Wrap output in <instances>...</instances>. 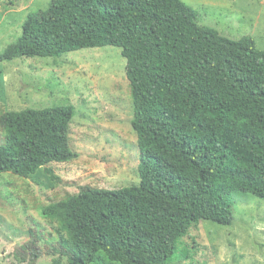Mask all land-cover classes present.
Here are the masks:
<instances>
[{
	"label": "trees",
	"instance_id": "16d2710c",
	"mask_svg": "<svg viewBox=\"0 0 264 264\" xmlns=\"http://www.w3.org/2000/svg\"><path fill=\"white\" fill-rule=\"evenodd\" d=\"M115 45L126 58L140 183L83 185L43 206L16 252L36 264H169L194 225H232L234 193L264 198V49L201 24L183 0H52L0 60ZM72 104L0 115V173L36 176L79 156ZM185 256H188L186 253Z\"/></svg>",
	"mask_w": 264,
	"mask_h": 264
},
{
	"label": "rangeland",
	"instance_id": "374dc122",
	"mask_svg": "<svg viewBox=\"0 0 264 264\" xmlns=\"http://www.w3.org/2000/svg\"><path fill=\"white\" fill-rule=\"evenodd\" d=\"M51 1L0 0V53L21 36L28 14L48 8ZM183 1L199 11L201 24L234 39L251 35L264 49V0ZM126 63L115 45L82 48L60 57L0 60V115L72 104L76 114L70 144L79 153L70 162L48 164L62 182L53 181L44 168L28 178L0 173V264H27L16 252L29 238V220L42 219L46 204L76 194L83 185L116 189L140 183ZM4 141L0 126V145ZM233 199V224L194 225L169 264H264V198L236 192ZM51 263L47 256L36 262Z\"/></svg>",
	"mask_w": 264,
	"mask_h": 264
}]
</instances>
